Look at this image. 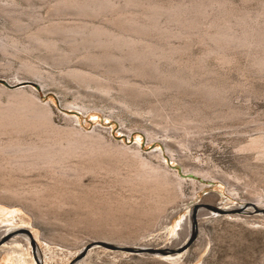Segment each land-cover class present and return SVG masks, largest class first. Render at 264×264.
Masks as SVG:
<instances>
[{"label":"rangeland","instance_id":"1","mask_svg":"<svg viewBox=\"0 0 264 264\" xmlns=\"http://www.w3.org/2000/svg\"><path fill=\"white\" fill-rule=\"evenodd\" d=\"M75 1L85 0H0V108L19 109L26 101L35 103L48 112L53 124L85 143L83 156L76 154L64 161L66 168L83 161L100 165L80 176L63 165L15 176L13 184L20 189L50 184L42 190L44 198L58 186L73 194L69 193L66 200L70 201L64 206L36 197L32 205L1 199L0 231L15 230L6 242H0V264H264V213L213 211L218 213L214 215L202 205L230 209L251 201L264 206V67L254 60L264 47L232 45L219 49L222 52L210 51L212 43L201 40L204 33L213 31L210 22L223 14L222 8L233 22L245 13L249 23L264 25V0H216L222 8L218 3L208 7L210 16L200 15L198 26L188 31L161 14V28L146 34L129 27L124 30L117 23L129 17L143 23L146 4L191 5L197 0H135L138 5L111 0L110 6L93 14L72 6ZM240 25L235 26L238 33L244 27ZM47 26L61 27L48 34L54 46L34 41L33 33ZM97 27L138 39L139 48L149 42L170 53L144 63L126 58L129 46L87 48L80 31L66 33L71 28L88 32ZM24 62L36 66L40 75L21 68ZM73 70L82 75L72 74ZM189 113L200 119L198 127L192 124L188 129V125L184 131L179 124L175 126L179 115ZM211 115L219 117L214 120ZM80 133L90 135L83 138ZM23 137L35 136L25 133ZM183 158L212 171H208L211 175L197 173L191 165L185 167ZM140 161L160 163L182 180L180 198L165 204L162 212L145 198L141 187L123 179L132 168L142 169ZM63 170L65 181H54L55 176L64 175ZM193 205L201 210L196 216L198 231L181 260L171 261L156 251L131 254L100 246L84 249L95 239L153 250L176 249L186 238L187 221L192 225ZM19 234H28L30 244ZM17 237L21 240L15 241ZM36 250L41 260L35 259Z\"/></svg>","mask_w":264,"mask_h":264},{"label":"bare ground","instance_id":"2","mask_svg":"<svg viewBox=\"0 0 264 264\" xmlns=\"http://www.w3.org/2000/svg\"><path fill=\"white\" fill-rule=\"evenodd\" d=\"M111 2L113 3V1H111V0H110V2H109V0H85V1H81V2L75 1V3L71 2V4H72V6H76L84 14H86V13H88V14L92 13L93 14L94 11L98 12V10L105 8L107 6H110ZM192 2H193V0H192ZM126 3H127V1H126ZM128 3H134L135 4L136 2H135V0H128ZM139 3H140V1H139ZM216 3L221 5V8H222V4H221L222 2L221 3L219 1L216 2V0L215 1H209V0L208 1H204V0L198 1L197 0L196 2L194 1L193 4H191V5H189V3H188V5H185V3H184V5L182 4V5H170V6L169 5L168 6H165V5L159 6L158 4L153 5L154 3H152V4L150 3V4H146L145 12L142 11L144 13V16L146 17V20H144L143 23L129 17V18H125L124 21H119V23H117V24L122 25L124 30H125V27H129L132 29V31L135 30V31H138L139 33L140 32H144V33L147 32L148 33L149 30L151 32L152 29H154V30L159 29V27L161 25L158 24V17L161 14H165V15L167 14L166 16L170 17L169 20H172V21L175 20L176 23H178V25L182 26L181 28H183L185 30L187 28V31H188V28L193 29V28H195L194 26H198L197 24L200 23V22H198V17L202 14H204L205 16L209 15V14H206V12L208 11V7L210 8L213 5L218 6V4H216ZM66 4L70 5V4H68V2H66ZM136 5H138V4L136 3ZM217 6H215V7H217ZM225 6L227 7V5H225ZM116 7H118V6H116ZM226 7H225V9H228ZM220 9H219V11H220ZM222 9H221V11L223 12V14H221L220 16L216 15V17L213 18L212 21L210 22V24H211L210 27L213 28V31L212 32L208 31L207 33H204L201 36V40H203L205 42L208 41V42H210V44L212 43V48L210 46V51H220L219 49H223L225 47L232 46V45L233 46L234 45H237V46H239V45H241V46L242 45L259 46V48L264 47V25L262 23L257 24L258 21L256 22V18H255V19H253V20H255L254 22H256V25L254 26V24H252L251 20L249 23V17L247 15H245V13H243L244 15L241 14L240 16H238L239 18L236 20V22H233L230 18L231 15L230 16L227 15L228 13L224 12V10H222ZM122 10L123 9L120 10L121 13H123ZM221 11L219 13H222ZM143 13H142V15H143ZM120 16L121 15H119V17L118 16L117 17L119 19H121ZM143 17H142V19H143ZM159 19H160V17H159ZM257 20H258V18H257ZM137 22H140V23H137ZM259 22H260V20H259ZM263 22H264V20H263ZM234 23H236V24H234ZM237 24L238 25L239 24L244 25L243 30H241L242 32H240V33H238L236 31L238 28L235 29V26L237 27ZM260 24H262V25H260ZM81 27H84V26H81ZM60 28L56 27V26H47V27L41 28V30H39L38 32L33 33L34 34V37H33L34 41L41 43V44L48 45V47H49V45L54 46L55 41L52 40L50 37H48V34L56 32ZM65 29H67V28L65 27ZM78 29L75 30V29L71 28L70 30L68 29V31H66V33L67 32L68 33L76 32L78 34V32L80 31L79 33L81 36L80 37L81 41L83 42L84 46H86L87 48L88 47H100L103 49H109V48H115L113 46H118V47L122 46V48L125 45L127 46V48L129 46L130 47L129 54L127 55V57L125 56L127 59L128 58L129 59H137V61H138V59H140L142 61L144 60L143 62L146 63L145 60H149L150 58L155 57V55L168 57V55H169L168 53H170V52H167L166 50H164L163 48L154 46V44L153 45L150 44L149 42H148L149 44L148 43L146 45L144 44L145 46H143L142 48H139L138 44L136 45L138 39L135 41V39H131L129 37H126V35H124V34L112 33V32H109V31L103 29V28H100V27H97L94 29L91 28L90 29L91 31L89 30L88 32H84V28L82 29L83 30L82 32L80 29L79 30ZM86 29L88 30L87 27H86ZM180 30H182V29H180ZM180 30H178V31H180ZM165 32H166V30H165ZM169 32H171V31L168 30L167 33H169ZM135 33H137V32H135ZM180 33H182V32L180 31ZM66 35H68V34H66ZM164 35H166V34H164ZM72 41L76 42L77 39L74 37L72 39ZM118 47H116V49ZM100 50H102V49H100ZM262 50L263 49H261L260 52H262ZM220 52H222V51H220ZM216 53L219 54V52H216ZM223 53H221V54H223ZM103 54H105V52ZM122 56L120 59H122ZM101 57H102V55H101ZM109 57H112V54ZM95 59H97V58H95ZM112 59H113V57H112ZM123 60H125V58ZM254 60L261 67H264V51L261 54L257 55L254 58ZM98 61H99V59H98ZM150 63H152V62H150ZM21 68H23L24 70L28 71L29 73H31L33 75H38V74L40 75L38 68L30 62L22 63ZM140 68H142V67L140 66ZM143 68L145 69V67H143ZM143 68H142V70H143ZM71 73L75 74V75H80V74L82 75V73H80V74H78L77 72L75 73L74 70L71 71ZM87 75H90V74H87ZM87 75L85 74V76H87ZM89 77L91 78V76H89ZM11 102H13V101H11ZM22 102H25V99ZM28 102H31V101H26V104H24L19 109L13 108V109H7V110L5 109L4 110V108H3V110H2L0 108V180L3 181V185L0 186V200L1 199H5V200L7 199L9 201H12L13 203H27L29 205H32L37 200L42 198L45 200L47 199V201L49 203H52L53 205L55 204L56 206H64V204H67V201H70L69 199L66 200L67 198H69L68 197L70 195L69 193L73 194V192H71V189L69 191L68 189L64 188L63 184H61L63 186V188H60L58 186V188H56L54 190L53 194L52 193H51V195L48 194L49 198L48 197L44 198V195L41 196V193H43L45 190L49 189L47 187L50 184H46L44 186H33V187L31 186L32 188H28V189H22V188L20 189L17 185L15 186L13 184V182H16V179L19 176V174L22 175V173L30 172L33 170H39V169H43V170L48 172L49 170H51L53 168L55 169V167H58V165H61V166L63 165L65 169H73L74 171H76V173L79 176H80L82 171H84L86 169L95 170L98 167H100V165H99V163H97L98 162L97 160H96L97 162H94L92 160L93 162H91L90 164L83 161L81 163L78 162L77 165H74L71 168H66L67 165L66 166L64 165V163H65L64 161H66L67 159L69 160L70 157H73V155L75 156L76 154H78L76 156H79V155L83 156L84 150L86 148L84 145L85 143H84L83 139L79 136H78L79 137V139H78V137L73 138V136L71 137L70 134L68 135L66 130H65L66 128L64 129L62 127H59V126H56L55 124H53V122L51 121V119L48 115V112L46 110L38 107L37 105H35V103L33 104V103H28ZM230 115L228 114V117H230ZM196 117H198V116H196ZM206 117H208V116H206ZM213 117L218 118L219 116L218 115L212 116L211 118L214 119ZM179 118H181V119H179L178 121H175L174 124H175V126L177 124H179L178 125L179 128H180V126L183 127L184 131H185V127H188V125L190 126V125L194 124V125H196L195 127L199 126V125L197 126L196 123L200 119L198 120V118H195L194 114L190 115V113H189V115H187V116L183 115V117H180V115H179ZM202 118H201V121H203ZM172 119L174 120L175 118H172ZM208 119H209V117H208ZM220 119H222V118H220ZM223 119H225V116ZM210 120H208V122H210ZM170 121H172V120H170ZM201 121H200L201 124L205 123V122L203 123ZM189 128L192 129L191 126L188 127V129ZM73 131H71V133ZM25 133H29L32 136L34 135L35 137L30 138L31 137L30 136L29 137L30 139H26L23 137V135H25ZM78 133H79V131H78ZM3 135L7 136V138L3 139L2 138ZM80 135H82L84 138V136H88L90 134H86V133L81 134L80 133ZM252 143L255 144L256 141L253 139ZM259 153L260 154L264 153V150L262 151V153L261 152H259ZM184 156H186V155L183 154V157ZM184 158L188 159V157H184ZM184 158L182 159V163L184 164L185 167L188 165H191V169L193 171H195L197 173H202V174L207 173V174L211 175V173H208V171H210V170H207V169L203 170V168H201L202 166L199 167V165H195V164H191L189 162H186V160ZM140 167L142 169H139V167L138 168L134 167L135 169L132 168L133 171L131 170V172H130L131 174L129 173V176L126 178H123V179L126 180V183H128V182L131 183L132 186L135 185V186L141 187L146 192L145 198H147V200L151 199L152 203L154 202L153 207H155V209H157L159 211L163 210L165 204H167V203L169 204L170 202L173 203L180 196L181 190H182L181 189L182 180L173 171L172 172L169 171L167 169V167L161 165L160 163L159 164L158 163L153 164V163L148 162V161H140ZM186 170H189V169L187 168ZM116 171H118V170H116ZM116 171H114V172H116ZM210 172H212V171H210ZM216 172H213V174L215 173V175H216ZM63 174L64 175H60L57 177L55 176L54 181H59L61 183L64 182L65 181L64 179H66L65 177H67L66 176L67 173L63 170ZM15 176H17V177H15ZM56 178H57V180H56ZM58 184L59 183H57V185ZM44 188H47V189L44 190ZM52 188L50 189L51 191H53ZM42 190H44V191L42 192ZM72 191H74V190L72 189ZM88 192H89V190H88ZM74 193H76V191H74ZM29 195H31V199L28 198ZM32 197H36L37 200L34 198H33L34 199L33 200ZM75 198H76V195H75ZM82 200H83V198H82ZM202 205H205V208L208 207V210H207L208 213H212V214L214 213V215L215 214L218 215V213L213 212V211H216V209H215L216 206H212L209 203H203ZM254 205L258 208H264L263 205L261 206L259 204H255V203H254ZM136 206H137V204H136ZM235 206L236 207H231L230 209L229 208H221V209L233 210L234 208H238L240 205H235ZM200 211H201L200 209H197L196 216L200 215V213H201ZM246 212L249 214L254 213V212L259 213V212L254 211L252 207H250V210H246ZM234 216L239 218V214H235ZM190 218H191V211H190ZM186 224H187L186 238L184 239V241L182 242L180 247H178L176 249H172L171 247H158V248H154V250L152 248V252L156 251L160 256L168 258L171 261H178V260H181L183 257L185 258V256L189 253V250L191 247L190 242L193 240L194 236L196 235V233L198 231V228L196 226L193 227V225H191L189 223V220L187 221ZM14 230H15V228L2 229L0 231V242H6V240H8V236L12 232L14 233ZM20 235L26 240V242L28 244H30V236L28 234H19V236ZM20 238L21 237H19V238L17 237L14 240L15 241L21 240ZM177 250H180V251L175 252V253L172 252V251H177ZM35 253H36L35 259L40 258L39 260H41L40 251L36 250ZM82 253L83 252L79 253L75 259H79L82 255Z\"/></svg>","mask_w":264,"mask_h":264},{"label":"water","instance_id":"3","mask_svg":"<svg viewBox=\"0 0 264 264\" xmlns=\"http://www.w3.org/2000/svg\"><path fill=\"white\" fill-rule=\"evenodd\" d=\"M248 207H252L254 211L264 213V208H258L256 207L253 202L251 201H244L238 208H234L233 210H226L221 209L219 207H216V211L219 213H240V214H249L246 212ZM197 206L193 205L191 208V222L193 227L196 224V212H197ZM28 232V231H27ZM93 246H100L104 248H108L114 251H122V252H128L131 254H141L145 252H152V248L150 247H143V246H136V245H126V244H116L113 242H109L107 240H91L86 246H84V249H89ZM34 247V246H33ZM39 263V261H38Z\"/></svg>","mask_w":264,"mask_h":264}]
</instances>
